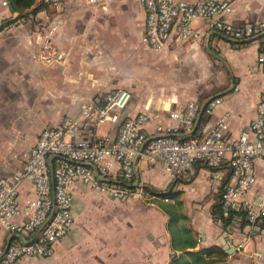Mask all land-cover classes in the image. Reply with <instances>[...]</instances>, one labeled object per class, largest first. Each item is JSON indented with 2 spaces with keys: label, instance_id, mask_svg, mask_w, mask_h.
Returning <instances> with one entry per match:
<instances>
[{
  "label": "crops",
  "instance_id": "1",
  "mask_svg": "<svg viewBox=\"0 0 264 264\" xmlns=\"http://www.w3.org/2000/svg\"><path fill=\"white\" fill-rule=\"evenodd\" d=\"M37 3L34 0L30 7ZM230 4L232 10L224 19L236 24L264 21V0H230ZM2 12L14 11L0 4ZM34 14L0 32L1 175L21 167L43 127L77 114L81 100L116 87L130 91L127 114L149 115L147 130L156 123L169 124V113L188 99L196 98L205 106L213 96L220 102L211 112L201 109L195 133L217 116L225 119L232 135L249 129L264 89V76L255 66L263 36L227 42L214 32L205 33L202 20L196 19L190 25L202 32L199 37L175 40L173 34L152 49L141 41L140 0H55ZM46 46L52 48L50 57ZM99 126L96 131L101 134L107 126L104 131ZM254 165L248 196L258 200L264 196V162L257 158ZM137 171L143 186L164 191L170 184L169 194L149 193L152 204L119 201L74 182L69 231L56 240L48 257L25 258L17 264H166L174 251L165 227L167 215L158 201L175 200L186 217L182 222L196 239L193 249L209 245L223 249L224 239L234 247L212 264H264L254 259L256 250H264L263 233L248 224L223 228L210 213L228 171L226 163L210 167L195 161L191 173L173 177L157 161L140 157ZM33 194L30 181L21 182L18 199ZM11 238L0 228V244Z\"/></svg>",
  "mask_w": 264,
  "mask_h": 264
},
{
  "label": "built area",
  "instance_id": "2",
  "mask_svg": "<svg viewBox=\"0 0 264 264\" xmlns=\"http://www.w3.org/2000/svg\"><path fill=\"white\" fill-rule=\"evenodd\" d=\"M144 8L141 41L149 48L161 47L171 35L175 40H193L202 32L190 25L203 22L205 33L214 32L227 42H245L264 37V21L236 24L223 18L232 10L230 0H140ZM55 0H38L54 3ZM7 5V0H0ZM35 17L0 13V32ZM50 57L52 48L46 46ZM255 66L264 76V42L255 57ZM130 91L116 87L98 91L81 100L78 113L66 115L57 124L47 125L27 150L20 168L9 175L0 174V228L12 238L0 244V264H17L25 258L51 255L54 243L64 236L73 222L72 184L79 182L106 192L111 198L137 199L147 204L150 194L138 180L137 160L157 161L175 177L191 173L195 161L217 167L226 163L228 176L222 184L223 215L233 212L232 223L246 224L264 234L260 226L264 216V196H248L255 180L254 161L264 162V89L256 103V113L248 130L236 135L228 132L221 116L195 133L197 115L205 108L211 112L220 102L213 96L204 104L188 99L171 111L169 124H154L147 130L149 115L138 111L127 114ZM107 123L101 134L96 129ZM194 132L191 134V132ZM30 181L33 195L18 199V188ZM240 243L236 244L239 247ZM254 259L264 263V250H256Z\"/></svg>",
  "mask_w": 264,
  "mask_h": 264
},
{
  "label": "trees",
  "instance_id": "3",
  "mask_svg": "<svg viewBox=\"0 0 264 264\" xmlns=\"http://www.w3.org/2000/svg\"><path fill=\"white\" fill-rule=\"evenodd\" d=\"M33 2L34 0H7L9 9L18 14H23L27 11V8L32 14H34V12L39 9L41 5H44L42 3H37L30 7ZM193 133L194 132L192 131L191 134ZM227 176L228 171L226 173V177L222 181V184L225 182ZM222 184L218 190L216 201L211 205L210 213L213 216V219L218 221L221 226L225 228L231 223L233 212H229L227 216L223 215V208L221 206L220 199ZM170 186L171 185L169 184L164 191H157L156 189L146 185L144 186V189L150 194L166 197V195L169 194ZM158 202L159 206L167 215L165 227L169 233L170 247L174 251L166 264H212L215 261L223 259L226 253L219 246L209 245L193 249L196 244V239L182 222L186 220V217L179 211V200H175L171 203L165 201ZM246 223L247 221L242 218L240 225L243 226ZM260 226H264V216L261 219Z\"/></svg>",
  "mask_w": 264,
  "mask_h": 264
},
{
  "label": "water",
  "instance_id": "4",
  "mask_svg": "<svg viewBox=\"0 0 264 264\" xmlns=\"http://www.w3.org/2000/svg\"><path fill=\"white\" fill-rule=\"evenodd\" d=\"M226 240H222V248L225 250V252L230 253L231 251L234 250V247L232 245H228L227 242H225Z\"/></svg>",
  "mask_w": 264,
  "mask_h": 264
},
{
  "label": "rangeland",
  "instance_id": "5",
  "mask_svg": "<svg viewBox=\"0 0 264 264\" xmlns=\"http://www.w3.org/2000/svg\"><path fill=\"white\" fill-rule=\"evenodd\" d=\"M106 126H107V123H104V124L100 125L99 126V130H103L104 131V129L106 128Z\"/></svg>",
  "mask_w": 264,
  "mask_h": 264
}]
</instances>
